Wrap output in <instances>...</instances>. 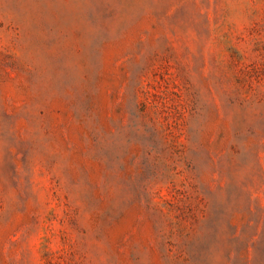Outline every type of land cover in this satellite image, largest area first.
Instances as JSON below:
<instances>
[{"label": "rangeland", "instance_id": "1", "mask_svg": "<svg viewBox=\"0 0 264 264\" xmlns=\"http://www.w3.org/2000/svg\"><path fill=\"white\" fill-rule=\"evenodd\" d=\"M0 264H264V0H0Z\"/></svg>", "mask_w": 264, "mask_h": 264}]
</instances>
